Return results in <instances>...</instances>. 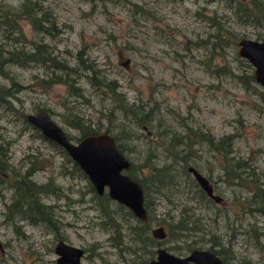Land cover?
<instances>
[{"label": "rangeland", "instance_id": "374dc122", "mask_svg": "<svg viewBox=\"0 0 264 264\" xmlns=\"http://www.w3.org/2000/svg\"><path fill=\"white\" fill-rule=\"evenodd\" d=\"M5 1L15 5L18 0ZM40 1L60 25L56 46L76 72L79 93L69 92L61 83L43 89L32 78L35 73L43 75L40 68H15L24 86L12 103L24 113L46 107L72 141L79 134L69 124L75 117L114 136L131 162L146 160L151 165L143 193L150 226L184 216L190 227L182 236H165L154 245L186 255L189 251L183 247L190 241L194 248L212 246L218 254L210 250L225 264H264V86L254 81L251 64L238 55L237 41L224 48L220 61L231 74L208 68L201 47L183 46L186 39L203 38L211 31L208 17L213 15L239 39H264V17L253 25L240 12L237 0ZM133 3L146 10L134 13ZM24 30L30 36L27 23ZM80 48L91 69H79L75 54ZM0 82L7 84L8 79L0 76ZM113 98L131 105L137 116L145 114V122L138 124L112 108ZM0 125L11 164L21 167L28 154L40 153L50 163L34 178L43 181L53 174L61 188L57 197L46 199L56 204V230L5 217L9 188L5 184L0 188V264H71L56 262L59 239L88 249L80 257L81 264H129L136 255L149 258L145 242L130 239L126 226L135 220L120 212L119 202L111 201V221L101 223L89 179L80 167L72 168L62 147L64 151L37 137L27 121L1 106ZM214 144L222 145L240 183L224 179L225 158ZM168 145L206 178L218 200L199 186L186 167L212 202L199 200L189 178L180 177ZM241 205H246V211ZM92 243L101 257L94 254Z\"/></svg>", "mask_w": 264, "mask_h": 264}, {"label": "trees", "instance_id": "16d2710c", "mask_svg": "<svg viewBox=\"0 0 264 264\" xmlns=\"http://www.w3.org/2000/svg\"><path fill=\"white\" fill-rule=\"evenodd\" d=\"M237 2L240 6V12L247 17L253 25L257 26L264 17V0H237ZM132 6L134 13H140L146 10L136 3H133ZM208 19L211 25V31L203 38H197L193 41L186 39L183 42V46L189 47L190 44H193L195 47H201L202 51L204 50L205 57L203 62L208 68L217 74H231V70L227 64L220 61L224 58V48L231 43H236L239 37L232 30L227 28L216 16H209ZM24 23L28 24V28L31 32L30 36H26L25 34ZM60 32V25L57 23L50 9L43 5L42 1L18 0L17 3L13 5L5 0H0V76L8 79L7 84L0 82V106L6 110L14 111L15 114L20 116L24 121H26L25 113L19 107L18 109L11 100V98L17 99L15 93L24 86L17 77L15 68H40L43 75L38 76L35 73L32 75V78L35 80L34 85L37 83L38 86L43 89H48L53 84L61 83L69 92L74 94L79 93V87L75 84L76 72L74 68L68 64L67 58L61 55L60 49L56 46ZM62 51L68 52L66 49ZM83 54L84 48L78 49L75 54L79 69H91L89 64L85 62ZM93 82L94 85H100L98 81ZM112 108L118 109L123 114L134 118L138 124L145 122V114H142L144 115L143 117L137 116L134 108L125 101L113 98ZM40 109H44L49 113L46 107H36V110ZM69 124L78 129L79 134L76 139L90 133L99 132L97 129L83 124L75 117L69 120ZM29 126L33 129L37 137L46 141L52 147L62 149L61 146L43 136L35 126L30 123ZM1 129L2 126L0 125V188H2L4 184L9 188V201L4 203L3 215L7 218L22 219L31 224H40L49 229L56 230L59 225V221L55 216L56 204L46 199L51 196L57 197L61 192V188L53 174H48L43 181H37L34 178L36 171L45 168L50 163L49 159L40 153H30L26 156L24 165L21 167L14 166L9 161V145ZM187 132H190L188 128ZM67 137L71 140L69 135H67ZM116 146L120 151H123V147L120 144L116 143ZM214 147L215 151L225 158L222 152V145L214 144ZM167 151L172 157L171 161L173 164L176 163L178 165L180 177L184 174L185 178H189L199 200L206 204L211 203L212 200L198 187L195 180L188 176L186 170L187 162L183 156L174 152L169 145L167 146ZM70 161L72 168L80 169L71 158ZM129 162L130 166L126 169V172L139 182L144 193L147 190L148 173L151 169V165L146 160L142 163H133L130 160ZM224 163L225 164H222L224 179L227 180L229 178L227 182L240 183L241 178L234 168V164H229L226 158ZM236 164L239 165L238 163ZM180 181L181 180L178 182L179 184L181 183ZM90 189L93 194V207L98 211L101 223L104 224L111 221V209L109 206L112 201L111 198L105 191L98 194L91 184ZM242 203L244 205L245 202L242 201ZM243 205H241V209L242 211H246V205ZM118 206L120 212L133 217L135 220L132 225H125L130 239L133 241L145 242L146 246L144 250L147 251V254H153V250L149 245L159 244L161 239L153 238L149 233L148 228L151 221L148 213L147 220L142 222L135 218L128 208L120 203ZM143 206L144 208L147 206L145 197L143 198ZM187 219L188 218L182 216L177 222H164L163 228L165 236L170 237L175 233L182 236V234L190 229V227L187 226ZM91 245L94 254L101 257L100 254L95 252L97 248L96 243H92ZM194 246V242L185 241L183 249L190 251ZM208 247L218 254V251L213 249L212 246ZM82 249L83 252L88 250L86 247ZM136 256V259L133 258L130 263L145 264V259H139Z\"/></svg>", "mask_w": 264, "mask_h": 264}, {"label": "water", "instance_id": "95a60500", "mask_svg": "<svg viewBox=\"0 0 264 264\" xmlns=\"http://www.w3.org/2000/svg\"><path fill=\"white\" fill-rule=\"evenodd\" d=\"M237 53L251 64L254 81L264 86V39H238ZM25 119L43 136L66 151L86 174L98 194L105 189L111 199L128 208L140 220L146 219L142 187L125 171L130 162L117 148L114 138L108 132L90 133L72 141L44 109L25 113ZM187 170L192 172L196 182L211 198L218 200L217 195L211 194V188L204 176L190 166H187ZM151 234L156 238H163L162 226L152 228ZM55 251L59 254L58 263L67 261L80 264L83 254L81 247L59 239ZM146 264H222V261L207 248L195 247L186 255H177L160 246L155 249V255L149 258Z\"/></svg>", "mask_w": 264, "mask_h": 264}, {"label": "flooded vegetation", "instance_id": "af4514ba", "mask_svg": "<svg viewBox=\"0 0 264 264\" xmlns=\"http://www.w3.org/2000/svg\"><path fill=\"white\" fill-rule=\"evenodd\" d=\"M126 171V170H125ZM104 191L106 192V190L104 189ZM103 191V192H104ZM207 197L208 198H210L208 195H207ZM111 200H113V199H111ZM144 207V206H143ZM144 210H145V208H144ZM130 211V210H129ZM131 212V211H130ZM145 213H146V219L145 220H140L139 218H137L135 215H133L132 214V212H131V214L135 217V218H137L138 220H140V221H142V222H144V221H146L147 220V212H146V210H145ZM152 223H150L149 224V228H148V230H149V233L151 234V229L152 228H154V227H156V226H162V231L164 232V237H165V231H164V228H163V225H160V224H158V225H154V226H150ZM151 236L154 238V236L151 234ZM161 245H153L152 247H151V249H153V256L155 255V249L157 248V247H160ZM194 248V247H193ZM148 249V248H147ZM166 249V248H165ZM171 252V251H170ZM173 253V252H172ZM217 255V254H216ZM148 256H149V258H151L150 257V254L148 253ZM220 259H221V257L219 256V255H217ZM149 258H147L146 260H145V264H146V262H147V260L149 259ZM221 261H222V259H221ZM56 262H57V260H56ZM58 263V262H57ZM81 264V263H80ZM222 264H224V262L222 261Z\"/></svg>", "mask_w": 264, "mask_h": 264}]
</instances>
